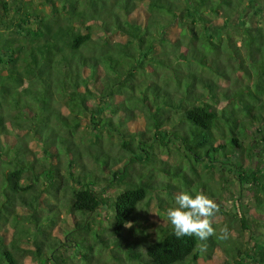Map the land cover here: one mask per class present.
<instances>
[{"label": "trees", "instance_id": "16d2710c", "mask_svg": "<svg viewBox=\"0 0 264 264\" xmlns=\"http://www.w3.org/2000/svg\"><path fill=\"white\" fill-rule=\"evenodd\" d=\"M252 1L0 0V23L16 20L0 29V264H77L70 247L88 257L94 242L107 245L91 218L106 206L122 244L151 194L134 164L157 146L235 172L264 228V2L249 25ZM116 133L118 148L107 140ZM175 169L162 186L188 180ZM62 210L74 225L63 237L51 231ZM257 239L239 264H264ZM200 240L166 225L127 255L185 264Z\"/></svg>", "mask_w": 264, "mask_h": 264}, {"label": "rangeland", "instance_id": "374dc122", "mask_svg": "<svg viewBox=\"0 0 264 264\" xmlns=\"http://www.w3.org/2000/svg\"><path fill=\"white\" fill-rule=\"evenodd\" d=\"M32 1L31 5H34V7H42L43 0ZM261 1L264 2V0L252 1V6L250 4L246 9L247 24L257 25L258 16L255 15L252 9L254 7L261 9L259 5ZM233 21L236 23L237 19H233ZM14 22L16 20L12 18L7 23H0V29L7 31L15 27L13 25ZM143 120L142 118L135 119L130 125L132 131H140L139 129H142L144 125ZM111 136L107 140L113 141L112 144H115L118 148L121 135L116 133ZM151 151L152 153H148L150 159H147L146 162L137 161L134 164V171L138 170L141 172L139 176L136 174L137 178L144 181V185H146L151 194L141 204L136 214V219L123 231V236L124 234L125 236L121 239L123 241L122 244L117 243L113 237L114 234L111 227L114 218L111 220V208L106 206L93 214L91 218L93 219L92 226L97 228L104 239H107V245L104 246L99 242H94L93 251L87 249V252L90 254L88 257L80 254L82 251H86V248L83 246L70 247L72 258L69 261L83 264L81 260L83 258L87 260V264H151L148 261V256L143 254L144 258L146 257L147 259V263L140 262L135 259V256L129 257L127 251L142 254V246L153 241L161 227L170 225L166 211L169 207L174 206L175 195L183 190L207 195L217 204L219 209L215 216L211 218L215 234L205 240H200L199 248L201 253L198 260L188 261L185 264H239L245 255L244 250L255 245L258 237L264 236V228L257 221L254 201L248 197V193L240 185L236 173L225 170L216 163L212 164L213 168L205 167L204 165L208 162L198 157L193 151L189 152L191 159L187 158L184 152L177 147L171 150H164L163 147L157 146ZM219 154L215 152L211 153L216 158L220 156ZM236 159L243 161L247 166L253 163V160L246 155V152L242 153L240 151ZM165 161L167 162L165 163ZM181 165L186 170L183 172H186L189 176L188 180L185 182L177 181L175 187L162 186V179L166 178V180L170 181L172 178H175L170 172H182L179 169H175V167ZM178 180L180 179L178 178ZM106 183L103 182L100 186H104ZM119 190L120 187H109L107 195L113 197ZM257 217L262 219L261 215ZM69 219L70 216L66 213V210H62L56 219L57 223L51 228L52 233H57L63 237L66 229H70L73 225V223L68 222ZM141 223H146V225L142 226L144 230L147 229V231L145 230L147 234L145 241L138 230L141 228ZM224 229L227 230V238H222L224 235L222 230ZM23 245L30 246L31 244L27 240ZM27 261L29 264H35L31 256H28Z\"/></svg>", "mask_w": 264, "mask_h": 264}, {"label": "clouds", "instance_id": "9594fccd", "mask_svg": "<svg viewBox=\"0 0 264 264\" xmlns=\"http://www.w3.org/2000/svg\"><path fill=\"white\" fill-rule=\"evenodd\" d=\"M219 211L217 204L207 195L180 191L174 197V206L166 211L172 232L177 239L198 237L205 240L215 234L211 218ZM227 238V230H222Z\"/></svg>", "mask_w": 264, "mask_h": 264}]
</instances>
